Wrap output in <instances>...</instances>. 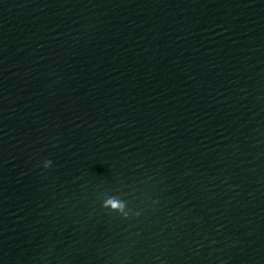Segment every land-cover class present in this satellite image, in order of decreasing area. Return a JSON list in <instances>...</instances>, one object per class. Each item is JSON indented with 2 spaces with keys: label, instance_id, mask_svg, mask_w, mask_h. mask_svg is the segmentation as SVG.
<instances>
[{
  "label": "water",
  "instance_id": "1",
  "mask_svg": "<svg viewBox=\"0 0 264 264\" xmlns=\"http://www.w3.org/2000/svg\"><path fill=\"white\" fill-rule=\"evenodd\" d=\"M0 264H264V0H36Z\"/></svg>",
  "mask_w": 264,
  "mask_h": 264
},
{
  "label": "clouds",
  "instance_id": "2",
  "mask_svg": "<svg viewBox=\"0 0 264 264\" xmlns=\"http://www.w3.org/2000/svg\"><path fill=\"white\" fill-rule=\"evenodd\" d=\"M47 163L50 164L51 161H48ZM45 166L47 167V164ZM105 206L111 208V204L110 203L109 204H106ZM123 207H125V205L123 204V202H119V207L116 208V209H113V211H120Z\"/></svg>",
  "mask_w": 264,
  "mask_h": 264
}]
</instances>
